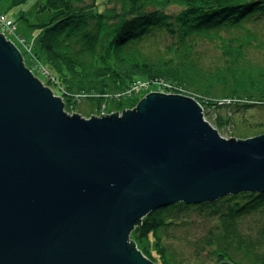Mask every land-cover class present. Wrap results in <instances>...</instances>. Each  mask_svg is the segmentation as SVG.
Here are the masks:
<instances>
[{
    "label": "water",
    "instance_id": "obj_1",
    "mask_svg": "<svg viewBox=\"0 0 264 264\" xmlns=\"http://www.w3.org/2000/svg\"><path fill=\"white\" fill-rule=\"evenodd\" d=\"M122 111L66 113L0 32V264H155L129 240L147 213L264 192V133L225 138L176 93Z\"/></svg>",
    "mask_w": 264,
    "mask_h": 264
},
{
    "label": "trees",
    "instance_id": "obj_2",
    "mask_svg": "<svg viewBox=\"0 0 264 264\" xmlns=\"http://www.w3.org/2000/svg\"><path fill=\"white\" fill-rule=\"evenodd\" d=\"M95 3L47 0L44 6L51 14L34 54L65 107L78 93L108 105L136 81L161 79L183 86H167V93L193 96L202 109L226 103L231 116L219 114L217 125L232 119L235 126L237 111L264 107V34L245 28L264 20V0H128L119 12ZM189 38L208 40L213 49L209 55L194 49ZM157 42L158 54L151 48ZM251 125L235 136L264 133V122ZM129 240L155 264H264V192L159 207L136 221Z\"/></svg>",
    "mask_w": 264,
    "mask_h": 264
},
{
    "label": "rangeland",
    "instance_id": "obj_3",
    "mask_svg": "<svg viewBox=\"0 0 264 264\" xmlns=\"http://www.w3.org/2000/svg\"><path fill=\"white\" fill-rule=\"evenodd\" d=\"M84 3H90L93 0H82ZM128 0H95V7L96 9L102 10L105 7H108L112 10H115V12H119L123 6L125 5V2ZM47 4V0H0V11L5 14V16L9 19H11L14 23V31L7 33L8 38H10L17 46H20L19 37H23L28 39L29 41L34 40V44H30L31 42H28L26 50L20 46L21 52L24 53L27 52L30 57L29 60H26V67L32 66L31 61H37V64L43 65L40 61L37 60L35 54H34V45L36 37L39 35L41 31V24L43 22H46L49 19L50 11L44 7ZM171 10H178L180 7L178 4H171L169 7ZM245 28L250 29L252 32H255L256 34H264V20L260 21L258 24L254 23H246ZM234 33L236 30L233 31ZM224 37H227L228 35H223ZM170 39L169 36H166ZM174 37V36H173ZM189 41L191 42L194 49H198L200 51L205 52L206 54H210V51L213 49V45L209 44L208 40L203 41L200 38L196 40L194 43L192 41V38H189ZM195 41V39H194ZM30 45V46H29ZM18 48V47H17ZM151 48L155 51L156 54H158L156 51L163 50V45L161 43L157 42L156 44L152 43ZM19 49V48H18ZM28 50V51H27ZM258 58L260 59V54H257ZM48 70V69H47ZM49 71V70H48ZM35 76L39 78L44 86H50L53 91L55 88L48 84L46 82V79L42 77L40 74H36ZM137 82V81H136ZM143 82H145L143 80ZM147 82V81H146ZM174 84H177L174 81H171ZM135 83V82H134ZM167 86L168 88H174L172 86L174 85H168L167 81L160 80L157 82H154L152 84H147V86L141 87V89L138 90L137 93H129L128 91L132 90V87H128L123 94H118L114 96V99H120L121 101L114 100V102L105 105V103L98 106V104H95L90 98L86 97L84 93H78L72 100L73 102L69 105V107H65L68 114L78 113L82 117L90 118L91 114H94L95 116H100L101 113L110 114L112 112H115L118 110V114L122 113V109H132L136 106L137 102L140 98H142L145 94H147L150 91H162L167 93ZM177 90H183V86L177 84ZM50 88V89H51ZM51 89V90H52ZM55 96H59L60 93L58 91H54L53 93ZM123 97V98H119ZM191 97V96H190ZM193 97V96H192ZM89 98V99H88ZM216 106H219V109L215 111L214 109L210 108L209 106H206L204 104V118L207 120L212 126H214L219 134L225 138H230L233 136L234 138H237L235 136V133L240 130H246L250 126H252V123L256 122H264V107L256 106V107H248L243 109L241 112H236L234 114V120L236 122V125L234 126L232 123V119L230 121H226L223 125H217L216 120L217 116L220 114L223 116V118L226 116H231V112H229V108H227L226 103L218 104L215 103ZM64 109V110H65ZM65 110V111H66ZM238 139V138H237ZM194 264H200V263H194ZM205 264H214L212 261H208V263Z\"/></svg>",
    "mask_w": 264,
    "mask_h": 264
},
{
    "label": "built area",
    "instance_id": "obj_4",
    "mask_svg": "<svg viewBox=\"0 0 264 264\" xmlns=\"http://www.w3.org/2000/svg\"><path fill=\"white\" fill-rule=\"evenodd\" d=\"M13 31H14V23H13V21L11 19L7 18L5 16V14L0 11V32L4 33V37L7 40L9 39L10 41H12L10 38H8L7 33L13 32ZM31 40L32 41H29L26 38L19 37L20 46L23 47L26 50L28 42H31L30 44H34V40L33 39H31ZM20 46L18 45L17 47L19 48V50L21 52ZM21 54H22V52H21ZM22 57H23V62L26 63V60H29L30 55L27 52H25L24 55L22 54ZM31 65L32 66H27V68L33 73V75H35V73H36V74H40L45 79L49 78V76H50L49 71L47 70V68L44 65L37 64L36 60L35 61H31ZM144 86H147L146 82L137 81L131 86L132 90L128 91V92L129 93L130 92L131 93H137L138 90L141 89V87H144Z\"/></svg>",
    "mask_w": 264,
    "mask_h": 264
},
{
    "label": "bare ground",
    "instance_id": "obj_5",
    "mask_svg": "<svg viewBox=\"0 0 264 264\" xmlns=\"http://www.w3.org/2000/svg\"><path fill=\"white\" fill-rule=\"evenodd\" d=\"M54 95V94H53Z\"/></svg>",
    "mask_w": 264,
    "mask_h": 264
}]
</instances>
